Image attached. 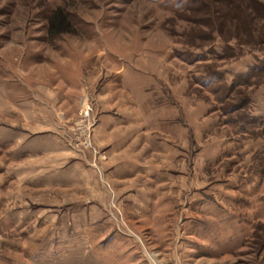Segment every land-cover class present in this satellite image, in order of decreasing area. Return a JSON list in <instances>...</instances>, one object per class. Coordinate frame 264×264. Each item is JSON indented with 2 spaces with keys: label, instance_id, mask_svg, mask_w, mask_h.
<instances>
[{
  "label": "rangeland",
  "instance_id": "374dc122",
  "mask_svg": "<svg viewBox=\"0 0 264 264\" xmlns=\"http://www.w3.org/2000/svg\"><path fill=\"white\" fill-rule=\"evenodd\" d=\"M0 264H264V0H0Z\"/></svg>",
  "mask_w": 264,
  "mask_h": 264
},
{
  "label": "built area",
  "instance_id": "2783aa9c",
  "mask_svg": "<svg viewBox=\"0 0 264 264\" xmlns=\"http://www.w3.org/2000/svg\"><path fill=\"white\" fill-rule=\"evenodd\" d=\"M92 104L90 100H85L79 109V120L76 122L75 127L78 132L82 134L83 141L80 138V144L85 147H90L89 134L90 129L94 125V119L92 117Z\"/></svg>",
  "mask_w": 264,
  "mask_h": 264
},
{
  "label": "trees",
  "instance_id": "16d2710c",
  "mask_svg": "<svg viewBox=\"0 0 264 264\" xmlns=\"http://www.w3.org/2000/svg\"><path fill=\"white\" fill-rule=\"evenodd\" d=\"M245 10V13L247 11L246 14H249V11L247 10V7L245 6V8L243 9V11ZM54 14L50 16L49 18V23L51 24L49 27V32L51 34H57V33H62V32H69L71 31L70 29V23L69 21H67L65 15L63 14V12L61 11L60 8H57L54 12ZM250 15V14H249ZM58 18L59 20V25H55L54 22V18Z\"/></svg>",
  "mask_w": 264,
  "mask_h": 264
}]
</instances>
